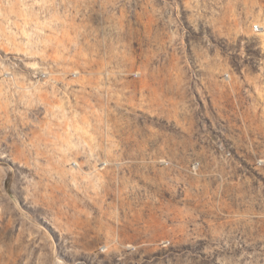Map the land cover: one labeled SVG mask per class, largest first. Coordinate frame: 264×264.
<instances>
[{"label": "rangeland", "instance_id": "rangeland-1", "mask_svg": "<svg viewBox=\"0 0 264 264\" xmlns=\"http://www.w3.org/2000/svg\"><path fill=\"white\" fill-rule=\"evenodd\" d=\"M71 4L0 0V264H264V0Z\"/></svg>", "mask_w": 264, "mask_h": 264}, {"label": "built area", "instance_id": "built-area-1", "mask_svg": "<svg viewBox=\"0 0 264 264\" xmlns=\"http://www.w3.org/2000/svg\"><path fill=\"white\" fill-rule=\"evenodd\" d=\"M80 1L84 2L85 0H80ZM71 2L72 0H70V5H73L71 4ZM261 29L262 27L260 23H254L252 25V30L255 33H260ZM112 64H114V62L104 63L105 66L106 65L111 66ZM137 73L138 72L134 71L132 75L135 76ZM221 78L228 85L232 82V76L229 72H223ZM231 113L233 114V121L229 123L228 126H230L233 130L237 132L236 136H241L248 124L247 116H246L248 113V108L245 105L236 103L234 104V107L231 108ZM229 145L231 148H227L226 150H223V152H221V155L219 156L221 159L233 160V159L243 158V154L246 153L245 151H243L242 149H237L236 147H232V144L230 143ZM200 161H201L200 159H193L192 162L190 163V171L192 172V174L194 175L197 174L200 166ZM161 162L164 164L168 163L165 159H162ZM102 164H105V161H103ZM254 164L255 166H264V150H260L256 154V156H254ZM168 242H169L168 240L162 239L158 243L161 244V246H167Z\"/></svg>", "mask_w": 264, "mask_h": 264}, {"label": "bare ground", "instance_id": "bare-ground-1", "mask_svg": "<svg viewBox=\"0 0 264 264\" xmlns=\"http://www.w3.org/2000/svg\"><path fill=\"white\" fill-rule=\"evenodd\" d=\"M261 27H262V26H261ZM262 30H263V27H262L261 31H262ZM261 31H260V32H261Z\"/></svg>", "mask_w": 264, "mask_h": 264}]
</instances>
